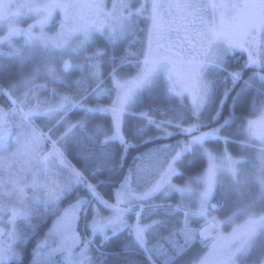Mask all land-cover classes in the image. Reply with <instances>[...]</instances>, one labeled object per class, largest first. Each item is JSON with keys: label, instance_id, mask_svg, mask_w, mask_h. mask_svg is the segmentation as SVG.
Returning <instances> with one entry per match:
<instances>
[{"label": "snow or ice", "instance_id": "1", "mask_svg": "<svg viewBox=\"0 0 264 264\" xmlns=\"http://www.w3.org/2000/svg\"><path fill=\"white\" fill-rule=\"evenodd\" d=\"M0 22V264H264V0H0Z\"/></svg>", "mask_w": 264, "mask_h": 264}, {"label": "trees", "instance_id": "2", "mask_svg": "<svg viewBox=\"0 0 264 264\" xmlns=\"http://www.w3.org/2000/svg\"><path fill=\"white\" fill-rule=\"evenodd\" d=\"M4 65H9V68H8V70L4 73V75H5V77H7V78H12V77H14L15 76V74H16V72L18 71V69H16V70H12L11 69V67H14L13 65H11L10 63H8V64H4ZM247 75H248V73H245V79H246V77H247ZM38 83H40L41 81H37ZM51 86H53V85H50V87ZM238 88H239V85L237 86ZM234 95H235V93H233ZM254 95V89L252 90V91H250L249 93H248V97H249V99H251V97ZM96 101H89V103L90 104H93V103H95ZM102 102L103 103H106L107 104V102H109V101H106V99H103L102 100ZM258 102V101H257ZM229 103H231V101H229ZM253 111H250V110H246L245 111V116L247 117V118H250L252 115H253ZM227 114V113H226ZM255 116V118L257 119L258 118V114H256V115H254ZM161 117H159V116H157V119H160ZM149 134H151V133H149ZM236 140H243L244 139V137H236L235 138ZM163 142H168V141H163ZM258 144V143H257ZM152 145H148V147H151ZM210 147H213V148H215V147H217L214 143L213 144H210L209 145ZM257 146V145H256ZM256 146H255V149H241L240 148V146H239V144H237V143H229L228 145H227V149H228V151H229V153L234 157V156H237L238 158L240 157V156H248L249 157V163L246 165V167L248 168V169H251L252 168V166L256 163V161L257 162H260V161H258L257 159H255L254 157H255V154H256ZM220 149L222 150L224 147H225V145H223V143H221L220 144ZM136 153H132V155H135ZM128 159H129V161H131V155L128 157ZM206 164H207V161H206V159L205 160H203L202 162H201V164H200V167L201 168H203V167H206ZM226 174V173H225ZM224 174V175H225ZM174 182H176V183H181L182 181L181 180H176V181H174ZM105 198L107 199L108 198V196L107 195H105ZM175 199H177V198H173V200H172V202H175ZM158 201V200H157ZM215 202H216V200H214ZM65 206H67V202H65V204H63L62 205V207H65ZM105 215H107L108 213L107 212H105L104 213ZM219 216H222L223 217V214L222 213H219ZM47 224L50 226L51 225V220H49L48 222H47ZM194 226H196V225H194ZM44 231H46V228H42L41 230H40V232H39V236L37 237V238H39L40 236H43V234H44ZM35 244V239H33L32 241H31V243H29L28 245H27V248L28 249H30L33 245ZM178 264H179V262H178Z\"/></svg>", "mask_w": 264, "mask_h": 264}, {"label": "rangeland", "instance_id": "3", "mask_svg": "<svg viewBox=\"0 0 264 264\" xmlns=\"http://www.w3.org/2000/svg\"><path fill=\"white\" fill-rule=\"evenodd\" d=\"M15 2L23 3V2H27V0H15ZM109 6H110V0H109ZM35 18H37V17L35 16L34 13H26V14H23V15H21L18 18L19 23L17 24V26H19L21 28H27L28 24L33 23V20ZM55 19L58 21L59 17L57 16ZM34 30L35 31H39L38 28H36ZM45 30L51 34V33H53V32L56 31V27L53 26L52 23L50 22L49 25L46 27ZM6 34H7V26L3 22H0V36H5ZM97 35H99V34H97ZM11 40H12L13 43H15L17 45H21L24 42V37L23 36H13L11 38ZM0 49H2L4 52H8L10 50L6 45H0ZM0 63H2V64H8V63H10V58H2V59H0ZM11 69L12 70H16L17 68L14 66V67H11ZM24 71H29V68L26 67L24 69ZM76 75H78V73H76ZM73 78H75V76ZM39 81H41L40 83H43L44 82L42 79L39 80ZM53 86H55V85H53ZM106 101H108V100L106 99ZM100 103L106 104V103H103L102 100L100 101ZM258 149H259V144H257V146H256V154L258 153ZM234 158H238V157L237 156H234ZM206 166H207V164H206ZM259 167H260V162H257L256 161V163L252 166V168L251 169H248V170H250L252 172H256L259 169ZM226 175L227 174H225L224 176H226ZM221 178L223 179L224 177H221ZM212 202L213 203H216L214 200ZM257 211H259V206L257 208ZM213 214L219 216V213H213ZM219 217L220 218H223L222 216H219ZM244 219H245V217H240L239 219H237L236 223H243V220ZM79 230H80L81 234L83 235L84 234V230H83V224L82 223H81V226H80V229ZM224 231H226V232L227 231H231V226L225 228Z\"/></svg>", "mask_w": 264, "mask_h": 264}, {"label": "flooded vegetation", "instance_id": "4", "mask_svg": "<svg viewBox=\"0 0 264 264\" xmlns=\"http://www.w3.org/2000/svg\"><path fill=\"white\" fill-rule=\"evenodd\" d=\"M247 58V56H246V54H243V59H246ZM243 59H241V61H240V63H242L243 62ZM246 73H248V75H250L251 74V70H249L248 72H246ZM247 75V76H248ZM247 78V77H246ZM259 108V100H258V102H257V109ZM254 113H253V115L250 117V119H256L255 118V116L254 115H256V114H258L259 116H260V112H259V110H257V111H253ZM258 116V117H259ZM257 154H255V156H256ZM258 160V159H257ZM259 161V160H258Z\"/></svg>", "mask_w": 264, "mask_h": 264}]
</instances>
